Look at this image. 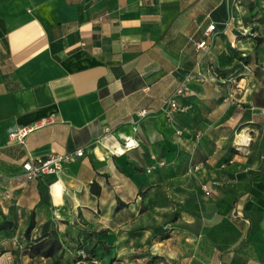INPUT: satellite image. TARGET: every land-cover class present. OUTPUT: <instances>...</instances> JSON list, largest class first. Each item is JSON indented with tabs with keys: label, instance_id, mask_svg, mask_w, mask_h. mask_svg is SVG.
Instances as JSON below:
<instances>
[{
	"label": "crops",
	"instance_id": "obj_1",
	"mask_svg": "<svg viewBox=\"0 0 264 264\" xmlns=\"http://www.w3.org/2000/svg\"><path fill=\"white\" fill-rule=\"evenodd\" d=\"M0 19V264H72L26 254L31 211L32 238L93 231L104 258L264 264L263 0H0Z\"/></svg>",
	"mask_w": 264,
	"mask_h": 264
},
{
	"label": "trees",
	"instance_id": "obj_2",
	"mask_svg": "<svg viewBox=\"0 0 264 264\" xmlns=\"http://www.w3.org/2000/svg\"><path fill=\"white\" fill-rule=\"evenodd\" d=\"M0 26L2 27L0 30L1 37L5 32L4 22L1 19ZM92 186V192L97 194L99 190L94 188V184ZM35 224V214L34 211H31L23 233L24 240L26 241L24 249L29 257L53 258L55 263H57L65 259L66 255L67 259L69 256L72 257V264H97L98 260H102L109 253V246L106 245L105 241L100 239L96 232L87 231L84 238L77 239L74 243L70 244L58 237L56 228L46 230L39 236L32 238V231ZM11 226L12 222L2 221L0 223V231L7 230ZM77 252L81 253L77 254Z\"/></svg>",
	"mask_w": 264,
	"mask_h": 264
},
{
	"label": "built area",
	"instance_id": "obj_3",
	"mask_svg": "<svg viewBox=\"0 0 264 264\" xmlns=\"http://www.w3.org/2000/svg\"><path fill=\"white\" fill-rule=\"evenodd\" d=\"M259 1V0H252ZM264 1V0H263ZM214 24H209L207 27V32H210L214 29ZM206 46L205 41H200L197 44V48H204ZM187 92L184 82L180 83L171 97L169 98V105L171 110L179 109L176 98L182 96ZM140 116L145 114V111L142 110L139 112ZM30 127H20L16 131L9 134V139L15 142H22L24 135ZM83 155L82 149H76L71 152L65 153H50L45 157H38L34 159H28L22 162L23 176L26 180H33L43 174H54L59 171L65 164L74 161L75 159L80 158ZM203 191L205 193L210 192V187L203 186Z\"/></svg>",
	"mask_w": 264,
	"mask_h": 264
},
{
	"label": "rangeland",
	"instance_id": "obj_4",
	"mask_svg": "<svg viewBox=\"0 0 264 264\" xmlns=\"http://www.w3.org/2000/svg\"><path fill=\"white\" fill-rule=\"evenodd\" d=\"M166 224L168 230L171 225L169 223H162V225ZM118 245V241H117ZM157 247V246H156ZM119 248V247H118ZM167 250V246L161 243V246L151 250V248H141L138 250H129L128 254L125 252H113L109 258H104L102 260H98L97 264H154L155 262H163L164 258L159 257L158 255H163ZM81 252H77L80 254ZM80 263V262H79ZM78 264V263H74Z\"/></svg>",
	"mask_w": 264,
	"mask_h": 264
},
{
	"label": "bare ground",
	"instance_id": "obj_5",
	"mask_svg": "<svg viewBox=\"0 0 264 264\" xmlns=\"http://www.w3.org/2000/svg\"><path fill=\"white\" fill-rule=\"evenodd\" d=\"M244 138V137H243ZM245 139V138H244ZM246 141H247V139H246Z\"/></svg>",
	"mask_w": 264,
	"mask_h": 264
}]
</instances>
